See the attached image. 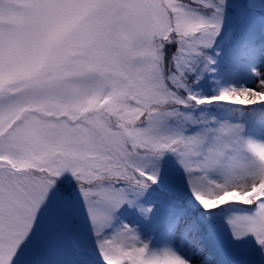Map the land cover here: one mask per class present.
I'll return each instance as SVG.
<instances>
[{
  "label": "rangeland",
  "instance_id": "374dc122",
  "mask_svg": "<svg viewBox=\"0 0 264 264\" xmlns=\"http://www.w3.org/2000/svg\"><path fill=\"white\" fill-rule=\"evenodd\" d=\"M229 1L243 11L238 29L176 0H0V264H236L237 252V264H264V125L222 91L229 55L264 47V0ZM171 38L186 69L202 47L217 55L201 77L211 121L191 147L195 130L169 129L154 109L175 102L157 65ZM253 73L247 86L263 94L264 67ZM95 112L117 118L122 131L83 127ZM144 145L180 147L176 157L138 161L160 200L167 192L189 201L174 228L158 199L105 191L100 205L81 201L86 229L75 231L71 199L34 170L58 156L109 170L123 148Z\"/></svg>",
  "mask_w": 264,
  "mask_h": 264
},
{
  "label": "trees",
  "instance_id": "16d2710c",
  "mask_svg": "<svg viewBox=\"0 0 264 264\" xmlns=\"http://www.w3.org/2000/svg\"><path fill=\"white\" fill-rule=\"evenodd\" d=\"M176 2L184 4L185 7H190L198 14L206 17H213L217 21L224 19L228 21L233 20L236 29L245 21L243 11L239 8L240 4H235L239 6L235 8L233 6L234 3L229 0H176ZM203 2L221 6L222 10H211L206 5L201 4ZM245 7L246 6L243 4V10ZM176 19L178 21V18ZM204 35V32L194 33V36L198 40L203 39ZM171 39L163 40L159 51L160 60L159 62L157 61V65L161 71V75L165 78L164 85L166 90L169 94L173 95L175 102L165 106L155 107L154 109L157 111V115H162L168 120L169 129L182 134H185L186 131L195 130L193 133L189 134L186 140V145L191 147V142L202 132L205 125L211 121L210 117L207 115L211 110L209 108L211 103H205V94L203 93V89H201V77H203L202 73L206 67L210 66V60H214V55H217L214 50L210 51L206 47H202L199 51L200 55L196 57V61L191 67L186 69L177 58L179 51L178 41L177 39ZM215 105L217 104L215 103ZM217 106L219 107V105ZM103 113H107V110ZM149 114L150 113L147 112L145 116L141 118L142 121L140 120L141 122L139 125L148 124ZM192 117H194L193 124L190 122ZM83 119L86 120L85 125L82 123L81 126L84 125L83 127H88V129L93 128L95 130L102 129L108 131H112L113 129L116 133L122 131V128H120L122 124L117 118H112L99 112L89 114V116ZM121 120L123 124L129 122L131 125V123L134 122L131 116H127ZM134 126L136 128L138 124ZM179 149L180 147L178 145L177 148L170 152L159 153L153 150L149 145H144V147L137 149L128 147V150H126L123 148L120 156L114 154L117 156L113 158V160H117V163L114 165L115 167L109 170L108 168L104 171L100 170V172H97L99 170H92L94 168L92 164L91 167H86L80 163L67 159L65 160L60 156H58L59 158L56 157V159L49 158L48 160L46 159L39 162L34 170L37 173L46 174L47 180L52 181L63 194L71 199L76 215L75 231L86 229L85 226H83V210L80 209L81 201L87 199V201L91 203L100 205L102 204L101 196L105 191L112 193L129 191L134 197L150 195L149 197L158 199L157 203H163V210L167 211L168 214L175 219L172 218L174 221L169 224L171 226H176V222H179L181 219V217H177V214L181 212L184 213L181 209H185L184 206L189 205V201L180 194L176 195L167 192H165L164 201L160 200V195L163 194V190L156 191L153 189H159V186L153 179L146 177L143 171H141L143 167L140 165L138 166V161H143V165L150 161L153 156H157L159 160L164 156L176 157ZM233 205V201H230L229 205L225 206L222 211L227 209L228 206ZM197 212L198 210L195 211V213ZM198 214L201 216L200 212ZM169 219L168 217V221ZM165 221H167V219ZM157 229L158 227H155L153 232L157 231ZM61 248L63 247L61 246ZM93 256L99 258L96 254H93ZM232 257L237 264L241 261L243 254L237 252ZM111 263L117 264L116 260H112Z\"/></svg>",
  "mask_w": 264,
  "mask_h": 264
},
{
  "label": "bare ground",
  "instance_id": "6f19581e",
  "mask_svg": "<svg viewBox=\"0 0 264 264\" xmlns=\"http://www.w3.org/2000/svg\"><path fill=\"white\" fill-rule=\"evenodd\" d=\"M224 63L228 72L222 76L226 81L224 86L226 89H222V91H229V102L236 106L248 108L264 125V93L258 95L253 93L246 82L251 72L253 73L260 66L264 67V47L259 45L253 47L252 50L239 48L237 52L231 53ZM253 74L255 75V73ZM254 75L251 74L250 77H255L256 75ZM263 88L264 86H260L257 90H263ZM262 130L261 134L264 135V128ZM262 193H264V189Z\"/></svg>",
  "mask_w": 264,
  "mask_h": 264
},
{
  "label": "water",
  "instance_id": "95a60500",
  "mask_svg": "<svg viewBox=\"0 0 264 264\" xmlns=\"http://www.w3.org/2000/svg\"><path fill=\"white\" fill-rule=\"evenodd\" d=\"M54 223V222H53ZM54 226H56L55 224H54ZM63 244V246L65 247V249L67 250V252H69L70 254H73V255H80V253H78V252H76L75 250H72V249H70L64 242L62 243ZM81 255H83V254H81ZM96 264H101V263H99L98 261H94Z\"/></svg>",
  "mask_w": 264,
  "mask_h": 264
}]
</instances>
